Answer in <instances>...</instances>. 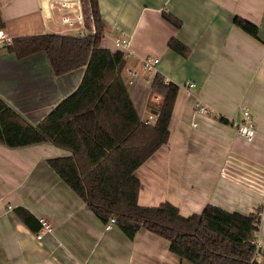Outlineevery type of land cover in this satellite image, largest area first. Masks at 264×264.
Here are the masks:
<instances>
[{"label":"crops","instance_id":"1","mask_svg":"<svg viewBox=\"0 0 264 264\" xmlns=\"http://www.w3.org/2000/svg\"><path fill=\"white\" fill-rule=\"evenodd\" d=\"M47 3L0 0V28L15 36L83 30L78 23L60 25L59 9L51 13ZM99 4L103 45L125 52L124 76L140 118L146 121L157 114L151 105L156 72L179 85L168 142L136 170L139 203L170 201L184 215L200 213L208 204L229 212L258 211L256 235L264 243V0ZM164 12L182 25L168 22ZM236 16L256 24L259 36L238 26ZM118 37L127 39L126 50L116 45ZM173 37L188 46L189 55L169 46ZM145 57L159 59L152 71L143 66ZM83 72L81 68L57 77L44 53L19 59L5 48L0 51V96L37 123L76 89ZM189 82L196 85L189 88ZM197 104L207 105L209 112H199ZM233 121L254 124L255 136H241ZM68 154L52 142L17 148L0 143V264H191L170 250L166 238L146 228L134 238L117 223L107 230L47 163ZM39 217L54 228L41 239Z\"/></svg>","mask_w":264,"mask_h":264},{"label":"trees","instance_id":"2","mask_svg":"<svg viewBox=\"0 0 264 264\" xmlns=\"http://www.w3.org/2000/svg\"><path fill=\"white\" fill-rule=\"evenodd\" d=\"M80 2L85 33L20 35L8 45L19 59L44 53L57 77L81 68L84 72L76 89L37 123L0 96V143L17 148L52 142L69 150L70 154L49 158L47 163L103 222L115 216L129 238L146 228L166 238L170 250L191 264H251L252 241L261 219L258 211L229 212L208 204L200 213L184 215L170 201L154 206L139 203L141 182L136 170L168 142L179 85L156 72L151 83L152 101L160 97L152 106L156 118L142 120L124 76L125 52L103 45L99 0ZM163 16L178 28L182 25L171 13ZM235 23L259 36L251 21L236 16ZM169 46L184 56L190 53L177 38H171Z\"/></svg>","mask_w":264,"mask_h":264},{"label":"built area","instance_id":"3","mask_svg":"<svg viewBox=\"0 0 264 264\" xmlns=\"http://www.w3.org/2000/svg\"><path fill=\"white\" fill-rule=\"evenodd\" d=\"M47 9L52 13V11L56 8L60 11V25L62 26H72L74 24H82L83 30L80 33H85L84 30V14L82 11L80 0H48L46 5ZM50 16V18H52ZM124 34V33H123ZM16 36L8 29V28H0V51L8 48V45L12 43L13 39ZM116 45L124 48L125 50L128 48V41L126 38L118 37L116 39ZM159 61L158 58L155 57H145L142 60L143 66L145 69L152 71L154 69L155 64ZM133 73V71L130 70ZM196 85L195 82H189L187 87L192 88ZM197 110L199 112H209V108L205 104H197ZM245 115L249 114V111L245 109L243 111ZM156 118L155 114H151L149 119L146 122H150ZM233 125L237 128L239 134L247 139H252L256 134L255 125L252 123H248L247 121H233ZM260 215V212H258ZM39 222L41 227L37 233V238L41 239L44 237L46 233L53 232L52 224L45 218L39 217ZM117 223V219L115 216H112L107 222H105V228L111 229ZM257 233V232H256ZM254 245V255L251 260V264L253 262H263L264 261V243L260 241V239L255 235V238L252 241Z\"/></svg>","mask_w":264,"mask_h":264},{"label":"rangeland","instance_id":"4","mask_svg":"<svg viewBox=\"0 0 264 264\" xmlns=\"http://www.w3.org/2000/svg\"><path fill=\"white\" fill-rule=\"evenodd\" d=\"M152 97H153V95H151V105L153 106L156 102L160 101V97L154 96L153 101H152Z\"/></svg>","mask_w":264,"mask_h":264}]
</instances>
